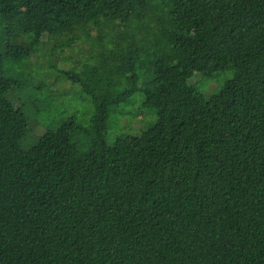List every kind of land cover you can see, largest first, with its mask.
Returning a JSON list of instances; mask_svg holds the SVG:
<instances>
[{"label":"trees","instance_id":"1","mask_svg":"<svg viewBox=\"0 0 264 264\" xmlns=\"http://www.w3.org/2000/svg\"><path fill=\"white\" fill-rule=\"evenodd\" d=\"M0 29V264H264V0H0ZM43 37L93 46L61 72L95 106L86 151L74 120L21 146L5 59ZM225 71L210 97L189 85ZM138 92L155 124L109 145Z\"/></svg>","mask_w":264,"mask_h":264},{"label":"rangeland","instance_id":"2","mask_svg":"<svg viewBox=\"0 0 264 264\" xmlns=\"http://www.w3.org/2000/svg\"><path fill=\"white\" fill-rule=\"evenodd\" d=\"M3 34L0 29V37ZM92 35L96 36V33L93 32ZM53 47L54 42L43 37V45L36 55L19 64L5 59V75L25 78L27 82L25 88L11 92L8 97L16 108H23L29 120V131L21 146L24 150H29L47 131L56 130L62 123L74 120L77 129L73 132V141L82 151H86L90 145L87 131H92L95 106L79 86L63 79L61 72L81 68L93 46L84 41L64 50H55ZM7 52L8 44L4 42L0 45V53L6 56ZM232 77L231 71L217 72L211 76L196 73L189 85L205 97H210ZM143 103V94L138 92L128 103L111 108L106 137L109 145H113L119 137L130 142L155 124V110L145 107Z\"/></svg>","mask_w":264,"mask_h":264}]
</instances>
